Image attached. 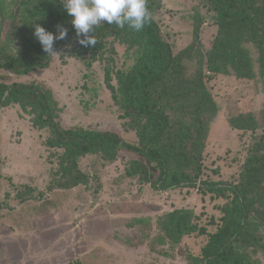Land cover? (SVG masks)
<instances>
[{
	"label": "rangeland",
	"instance_id": "rangeland-1",
	"mask_svg": "<svg viewBox=\"0 0 264 264\" xmlns=\"http://www.w3.org/2000/svg\"><path fill=\"white\" fill-rule=\"evenodd\" d=\"M14 1L0 0V45L10 55L23 50L8 23ZM214 16L201 0H162L153 13L173 54L194 42L206 51L217 32ZM199 20L195 40L193 30ZM55 46L56 41L48 66L23 75L0 68V82L43 84L58 103L62 127L113 131L135 143V131L105 79L109 70L115 84V71L131 65L126 47L115 42L113 53L94 60ZM202 69L218 111L202 152L201 177L236 183L260 129L233 128L228 118L248 114L259 118L264 111V75L237 78ZM48 136L18 105L0 110V264H192L187 256L200 255L207 235L191 234L170 242L157 226L159 218L176 208H190L197 223L214 232L216 224L208 222L218 221L225 198L202 196L196 188L154 190L126 174L130 161L140 157L124 149H118L112 161L99 154L81 157L79 168L88 175L87 184L49 189L51 180L59 176L56 152L60 150L45 145ZM248 256L254 264H264L263 246L251 247Z\"/></svg>",
	"mask_w": 264,
	"mask_h": 264
},
{
	"label": "trees",
	"instance_id": "trees-1",
	"mask_svg": "<svg viewBox=\"0 0 264 264\" xmlns=\"http://www.w3.org/2000/svg\"><path fill=\"white\" fill-rule=\"evenodd\" d=\"M161 1L146 0L151 19L140 31L101 23L93 29L96 45L85 47L76 41L62 0H15L8 23L22 53L10 55L0 45V68L23 75L48 66L51 60L33 36L35 24L54 35L58 25L67 28V37L56 40L55 48L69 47L79 57L95 60L113 53L115 42L123 44L131 65L115 71V84L109 70L105 79L135 131V143L113 131L62 127L58 103L40 83L0 82V110L16 104L31 116L33 126L49 132L45 145L60 150L56 152L59 176L51 180L49 189L87 184L88 175L79 168L81 157L99 154L112 161L118 149L130 151L140 158L130 161L126 174L154 190L196 188L202 196L226 199L218 208V221L208 222L216 224L214 232L199 225L190 208H176L159 218L157 226L170 242L191 234L208 236L199 256H187L192 264H254L249 249L264 248V111L258 119L249 114L228 118L233 128L260 129L247 149L238 181L203 179L202 152L218 108L206 90L202 68L237 78L264 75V0H201L215 13L217 32L206 51L194 42L176 54L153 18ZM200 24L199 20L193 30L195 40Z\"/></svg>",
	"mask_w": 264,
	"mask_h": 264
},
{
	"label": "clouds",
	"instance_id": "clouds-1",
	"mask_svg": "<svg viewBox=\"0 0 264 264\" xmlns=\"http://www.w3.org/2000/svg\"><path fill=\"white\" fill-rule=\"evenodd\" d=\"M62 7L71 17L76 41L85 47L96 45L93 29L101 23L115 24L118 28L127 25L140 31L151 19L146 0H62ZM67 35V28L63 26L58 25L56 35H53L41 25H34L33 36L47 54L56 53L55 41L64 40Z\"/></svg>",
	"mask_w": 264,
	"mask_h": 264
}]
</instances>
